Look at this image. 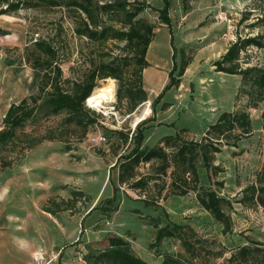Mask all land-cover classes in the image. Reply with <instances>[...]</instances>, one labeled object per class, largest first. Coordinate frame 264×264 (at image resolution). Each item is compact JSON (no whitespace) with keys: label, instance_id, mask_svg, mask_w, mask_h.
<instances>
[{"label":"rangeland","instance_id":"obj_1","mask_svg":"<svg viewBox=\"0 0 264 264\" xmlns=\"http://www.w3.org/2000/svg\"><path fill=\"white\" fill-rule=\"evenodd\" d=\"M143 1L150 7L139 16L155 26L146 52L149 65L142 71L144 85L147 91L152 88L148 85L147 73L155 75L152 84L160 76H167L168 82L174 63L173 47L177 50V67L173 71L178 78L177 85L164 91L153 110L151 104L157 94L146 92V100L128 113L127 100L116 95V79L97 78L91 97L110 88L114 94L98 104L90 97L91 107L85 101V107L97 119L86 132L82 133L75 125L61 126L63 113L43 122L37 130L39 134L56 127L55 135L62 132L60 138L45 140L27 151L11 168H0V264H86L82 259L86 252L84 245L90 243L95 248H103L107 234L125 237L133 252L149 264H159L158 255L164 252L180 254L192 264H235L228 263V259L238 247L251 241L264 244V206L251 203L249 192L244 191L257 183L262 167L264 100L256 108H248L252 135L240 141L238 147L224 146L216 154L213 163L222 170L209 178L205 168L198 169L201 183L216 190L227 202L224 210L229 216L228 231L224 232L222 224L201 208L192 191L185 195L171 194L168 199L159 200V207L144 208L135 201L139 197L137 191L118 185L117 170L111 167L115 154L126 152V144L119 145L120 139L113 131L131 133L141 121L137 116L146 106L150 109L144 118L152 115L157 118L144 130L143 145L148 146L154 145L161 134H173L183 128L185 131L180 135L184 139L198 140L220 112L233 107L240 78L216 71L213 62L238 36L264 32L261 25L249 26L262 11L264 1L190 0L184 9L182 0H170L172 32L160 22L155 10L163 6L162 0ZM64 11L58 7H37L0 15V126L10 103L37 90L41 72L27 61V56L33 57L35 38L48 39L56 47L57 64L64 78L75 80L89 73L95 44L73 31L74 24ZM243 13L249 16L240 21ZM123 45L124 41L119 40L106 42L102 47L107 53L103 60H119L130 55ZM182 46L186 55L193 53L194 57L179 75ZM241 61L243 66L264 65V48L248 46L241 52ZM130 79L133 81L134 76ZM237 102L242 106L246 98L240 97ZM97 133H102L106 140L92 141L90 138ZM65 141L72 146L67 152L63 150ZM149 167L150 164L140 165L139 171L146 172ZM165 180L170 182L168 175ZM116 186H119L116 212L109 218L97 210L86 215L106 197L115 194ZM73 191H83L88 201L79 197L71 210L57 211V216L42 210L50 197H57V202L68 200ZM155 216L160 217L162 224L187 228L186 235L196 249V259L187 256L178 240L165 239L159 246L153 243L155 229L148 225V218ZM249 263L264 261L258 258Z\"/></svg>","mask_w":264,"mask_h":264},{"label":"trees","instance_id":"obj_2","mask_svg":"<svg viewBox=\"0 0 264 264\" xmlns=\"http://www.w3.org/2000/svg\"><path fill=\"white\" fill-rule=\"evenodd\" d=\"M190 0H182V6L187 9ZM263 2L264 0H260ZM163 6L155 9L160 22L172 32L169 9L170 0H162ZM64 8L66 17L74 24L73 31L95 44L89 73L79 79L64 78L60 65L57 64L58 53L51 41L35 38L31 51L33 57L27 56L32 68L41 72L35 93L12 102L6 109L0 126V168L14 166L24 154L45 140L59 139L55 128H48L42 134L37 130L53 116L64 114L61 126L75 125L82 133L96 123L91 116L92 110L85 107V101L91 97L96 86L97 78H112L118 82L116 95L124 97L127 112L134 109L147 98L143 87L142 71L149 65L146 52L155 34V26L139 14L150 7L143 0H0V15L17 12L21 8ZM251 12V11H249ZM249 13H243L240 21L248 18ZM264 27V7L255 20L249 24L254 27ZM124 41L123 49L130 55L123 59L104 61L107 54L103 46L108 41ZM248 46L264 48V32L253 36H238L225 49L219 59L213 62L216 71L239 76L240 82L234 95L231 110L220 112L214 122L209 124L200 139H184L180 129L173 134L163 135L154 145H143L145 139L144 124L151 119L147 117L136 124L131 133L119 130L113 131L120 139L119 145L126 144L125 153H117L116 160L111 166L117 170L118 185H126L139 193L138 201L144 208L159 207V200L168 199L169 195H185L192 191L198 204L216 222L222 224L223 231H228L229 216L224 208L227 202L216 190L201 183L198 169L205 168L211 175H216L222 169L214 165L215 156L224 146L238 147L240 141L253 133L252 120L248 108H256L264 100V65L243 66L241 52ZM173 47V46H172ZM177 50L173 47V68L169 72L168 82L152 101V110L164 91L172 85H177L178 78L173 74L177 67ZM179 75L193 60L194 54L186 55L184 47L179 49ZM246 63V62H245ZM244 63V64H245ZM134 76V80L130 79ZM68 84L69 87H65ZM96 86V87H95ZM95 87V88H94ZM93 90V91H92ZM245 97L244 105H238L237 100ZM264 120V110L262 112ZM118 145V146H119ZM263 161L258 173L257 183L244 189L249 192V201L264 206V121L262 124ZM72 146L64 142L63 150H71ZM150 164L146 172H140V165ZM168 175L170 182L165 177ZM115 194L106 197L86 215L97 210L106 218L118 210L119 201ZM165 192V193H164ZM80 199L88 201L83 191H73L68 200L53 196L42 206V210L52 216L57 211L71 210V205ZM130 197V196H129ZM132 199V197H130ZM136 213H140L135 209ZM148 225L155 229L154 244L159 246L165 239H175L188 257L196 259V249L187 237L186 227L178 224H162L160 217H149ZM187 229V228H186ZM190 229V228H189ZM191 231V229H190ZM103 248H95L90 243L84 245L83 261L86 264H149L136 255L130 242L122 236L107 234ZM159 264H190L180 254L164 252L159 254ZM258 258L264 261V244L251 241L240 246L228 259V263L250 264ZM192 264V263H191ZM260 264V263H258ZM264 264V263H261Z\"/></svg>","mask_w":264,"mask_h":264},{"label":"crops","instance_id":"obj_3","mask_svg":"<svg viewBox=\"0 0 264 264\" xmlns=\"http://www.w3.org/2000/svg\"><path fill=\"white\" fill-rule=\"evenodd\" d=\"M147 72V69L145 70V73ZM153 78H155V75L153 74V73H147V80L149 81H147L148 82V85L150 86V87H152V88H150V90L149 91H147V89H146V86L144 85L145 83H144V81H143V75H142V82H143V87H144V89L146 90V92H155V95L156 94H158V92L160 91L159 90V88L160 87H162V86H164L165 84H166V82H167V76H160V78H158V79H155V83H154V81H153V84L151 83V81H152V79ZM232 109V108H231ZM231 109H229V110H231ZM147 118V117H146ZM145 119V118H144ZM157 120V118H156V115H152V117H151V119L150 120H148L145 124H144V126H146V128H147V126H148V124H150L151 122H153L154 120ZM143 120V119H142ZM158 121H161V119H158ZM145 130V129H144ZM172 132H165V133H163V134H161L160 135V137L159 138H161L163 135H167V134H171Z\"/></svg>","mask_w":264,"mask_h":264},{"label":"bare ground","instance_id":"obj_4","mask_svg":"<svg viewBox=\"0 0 264 264\" xmlns=\"http://www.w3.org/2000/svg\"><path fill=\"white\" fill-rule=\"evenodd\" d=\"M113 94H114V91L110 88L108 91H106L105 93H103L101 95H98V92H96L95 95L90 98V100L93 101L94 103L98 104V103L103 102L105 99L112 96ZM88 100H89V98L87 99V105H89ZM149 109H150L149 106L144 107V109H142V111L137 116V120L138 121L142 120L144 118V116L149 112ZM36 255H38V254H36Z\"/></svg>","mask_w":264,"mask_h":264},{"label":"built area","instance_id":"obj_5","mask_svg":"<svg viewBox=\"0 0 264 264\" xmlns=\"http://www.w3.org/2000/svg\"><path fill=\"white\" fill-rule=\"evenodd\" d=\"M90 139H92V141H96L97 143H99L105 141L106 137L102 133H97L96 135L92 136Z\"/></svg>","mask_w":264,"mask_h":264}]
</instances>
